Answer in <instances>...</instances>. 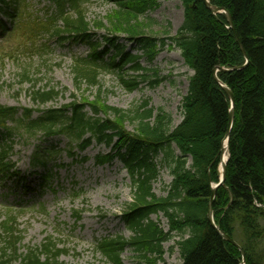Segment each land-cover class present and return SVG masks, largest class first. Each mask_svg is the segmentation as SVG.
Instances as JSON below:
<instances>
[{
  "label": "trees",
  "instance_id": "1",
  "mask_svg": "<svg viewBox=\"0 0 264 264\" xmlns=\"http://www.w3.org/2000/svg\"><path fill=\"white\" fill-rule=\"evenodd\" d=\"M26 1L0 0V11L12 23L11 30L4 25L1 30L10 33L20 47L28 42L36 44L40 34L88 45L90 54L76 59L72 66L75 90L79 92L82 84L98 89L92 98L71 94L69 103L40 110L62 96L63 90L49 84L38 87V81L23 70L20 81L31 83L28 96L39 115L32 117L30 109L18 115L17 108L0 105V180L18 175L9 160L14 146L11 140L17 134L29 139L64 136L80 152L92 141L112 146L114 154L97 157V163L116 158L129 175L132 200L120 219L132 236L96 242V250L105 260L122 264L120 256L129 248L145 264H154L164 255L163 245L177 239L174 244L182 264H264V0H209L210 5L228 12L234 31L224 14L213 15L202 0H181L183 24L168 40L180 51L193 75L181 101L182 121L177 126L162 110L153 114L146 100L127 111L108 106L98 82L102 72L119 71L128 91L138 87L142 74L125 80L124 68L128 66L127 70L135 73L147 71L140 65L139 56L117 44V35L136 43L151 63L164 44V40L148 35L153 21L147 13L157 6L155 0H103L115 6L103 18L107 23L103 19L87 20L85 5L90 0H52L56 12H48L45 18L27 13ZM92 29L107 34L101 51ZM110 48L117 53L105 60ZM215 68L229 70L216 76L232 92L234 119L225 180L212 201L213 221L240 246L244 257L207 219L211 185L220 178V150L230 109L227 95L214 78ZM127 122L134 126L132 132L125 130ZM71 150L67 153L70 157ZM45 154L52 152H34L31 167L45 169ZM162 168L169 171L172 181L167 195L157 197L153 183ZM48 175L41 177L43 182ZM158 214L167 221L166 232L152 219ZM12 217L0 221V264H62L59 258L66 250L52 237L20 252L22 236L16 216ZM75 218L79 220V214Z\"/></svg>",
  "mask_w": 264,
  "mask_h": 264
},
{
  "label": "rangeland",
  "instance_id": "2",
  "mask_svg": "<svg viewBox=\"0 0 264 264\" xmlns=\"http://www.w3.org/2000/svg\"><path fill=\"white\" fill-rule=\"evenodd\" d=\"M155 1L157 7L147 15L153 21L148 35L164 40V44L158 47L153 62L148 63L140 49L134 44L128 45L125 37L118 35V44L126 46L131 54L142 57L140 64L145 71H149L144 73L143 82L138 80L140 85L137 89L128 91L117 72H102L98 82L102 98L110 107L128 110L148 100L154 111L162 109L169 114L172 125L176 126L182 119L180 104L187 94L188 81L193 72L185 66L180 51L171 45L168 38L174 37L182 26L184 10L181 0ZM27 4L28 13L45 18L51 0H27ZM85 8L87 19L91 21L102 19L114 6L103 0H90ZM0 20L10 30L11 22L2 15ZM95 36L100 41L106 34L99 30L95 31ZM36 43L38 46L34 41L28 42L25 47H18L10 34L0 31L1 106L18 108L19 113L22 109H31L32 116H38L35 111L38 107L32 104L28 96L31 83L20 81L23 70L29 72L32 80L38 81V87L49 84L65 90L53 103L39 107L40 110L67 104L71 94L92 98L97 93L98 86L89 88L86 84L81 86L79 92L75 91L72 66L76 59L85 58L90 53L86 45L62 44L44 34L38 35ZM158 45H161L160 41ZM99 49L102 50V47ZM114 53L110 49L105 58H110ZM123 76L132 81L131 76L136 75L127 71ZM151 81L157 83L151 86ZM133 129L131 123L125 124L126 131ZM38 147L39 151L47 149L55 153L48 157L50 164L47 169H38L35 173L30 159ZM71 147L73 145L70 146L64 137L47 140L42 139L41 135L30 140L14 137L11 162L22 179L16 181L15 177H11L0 181V221L9 215L16 216V226L22 236L18 245L20 252L39 246L46 238L52 237L59 247L66 250L59 258L62 264H111L96 250V242L104 238L121 236L129 239L132 236L120 219L132 200L129 176L118 160L103 166L96 164L95 158L109 154V148L92 142L83 153H77L76 149L71 151V158L67 155ZM83 158L86 160L83 161ZM46 172H50V178L46 185L40 186V177ZM171 180L169 171L160 169L159 177L153 183L154 193L158 197H165ZM24 186H28L26 193ZM75 214H79V220ZM152 219L164 232L167 231V221L162 214L153 215ZM175 241L177 239L163 245L164 255L154 264L182 263ZM120 257L122 264H145L129 248Z\"/></svg>",
  "mask_w": 264,
  "mask_h": 264
},
{
  "label": "water",
  "instance_id": "3",
  "mask_svg": "<svg viewBox=\"0 0 264 264\" xmlns=\"http://www.w3.org/2000/svg\"><path fill=\"white\" fill-rule=\"evenodd\" d=\"M202 2L205 5V7L207 8V10H209L212 14L215 15V14L224 13L225 16H226V19H227V21H228V23L230 25V27L234 31L232 19H231L230 15L228 14V12L226 10H224L222 8H218V7H214V6L210 5L209 4V0H202ZM220 70H222V69H216L214 71V75H216V72L217 71H220ZM218 83L220 84V86L222 87L223 91L228 96L229 101H230V104H231V108H230V111H229L228 130H227L226 135H225L226 150H227V159L225 160V162L221 161V164L220 165H221V172L222 173H221V177H220L219 183L212 188L211 197H210V203H209L208 211H207V218H208V221L211 224V226L216 229V231L223 238V240H225L226 242H228V243L234 245L236 248H238L241 251L242 256H244V254H243L242 250L240 249V247L229 236H227L226 234H224L223 232H221L219 229H217L216 226L214 225V222H213L212 201L214 199L216 189L219 186H221L224 183V180H225V176H226V163H227L228 158H229V153H228L229 132H230V129L232 127V123H233V119H234V98H233L232 92L226 86L222 85L220 82H218ZM222 152H223V148L221 149V156H222Z\"/></svg>",
  "mask_w": 264,
  "mask_h": 264
},
{
  "label": "bare ground",
  "instance_id": "4",
  "mask_svg": "<svg viewBox=\"0 0 264 264\" xmlns=\"http://www.w3.org/2000/svg\"><path fill=\"white\" fill-rule=\"evenodd\" d=\"M227 157V151H226V140L223 143V157H222V161L224 162L225 159ZM220 171H221V166H220Z\"/></svg>",
  "mask_w": 264,
  "mask_h": 264
}]
</instances>
